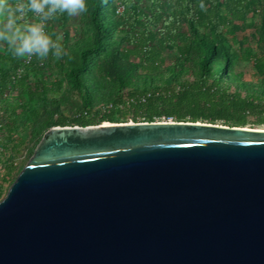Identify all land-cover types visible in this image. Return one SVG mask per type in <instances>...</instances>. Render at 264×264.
<instances>
[{"label": "water", "instance_id": "1", "mask_svg": "<svg viewBox=\"0 0 264 264\" xmlns=\"http://www.w3.org/2000/svg\"><path fill=\"white\" fill-rule=\"evenodd\" d=\"M0 264H264V130L51 128L0 202Z\"/></svg>", "mask_w": 264, "mask_h": 264}, {"label": "trees", "instance_id": "2", "mask_svg": "<svg viewBox=\"0 0 264 264\" xmlns=\"http://www.w3.org/2000/svg\"><path fill=\"white\" fill-rule=\"evenodd\" d=\"M87 3V13L47 24L62 36L60 60L27 63L0 45V199L25 167L17 162L24 149L30 160L54 127L174 120L248 128L251 114L264 126V0H203L206 10L201 0ZM249 30L258 32L250 34L257 52L241 48Z\"/></svg>", "mask_w": 264, "mask_h": 264}, {"label": "clouds", "instance_id": "3", "mask_svg": "<svg viewBox=\"0 0 264 264\" xmlns=\"http://www.w3.org/2000/svg\"><path fill=\"white\" fill-rule=\"evenodd\" d=\"M200 8L206 10L203 0ZM87 12V0H0V45H6L16 58L60 60L67 55L62 36L50 34L48 22L64 14L72 17Z\"/></svg>", "mask_w": 264, "mask_h": 264}, {"label": "rangeland", "instance_id": "4", "mask_svg": "<svg viewBox=\"0 0 264 264\" xmlns=\"http://www.w3.org/2000/svg\"><path fill=\"white\" fill-rule=\"evenodd\" d=\"M248 40H249V44L248 45H244V46H241L242 49H245L247 50L248 48H253L254 49V52H257L258 51V46H257V41L256 39H254V37H252V35L250 36L251 33H254V34H257L258 32L256 30L252 31V30H249L248 31ZM79 32L77 29H74L73 30V33H72V36L73 38H76L78 36ZM249 80L253 79V78H248ZM77 100V96H74L73 99L70 101V104L71 105H74L75 101ZM249 126L248 128L249 129H255V130H264V126L263 125H259V116L258 115H255V114H251L249 116ZM26 156V149H24V158H21L19 160H17L19 166H26L29 162V159L28 158H25ZM9 191V188L7 187L5 189V193L7 194V192ZM5 197V196H4ZM3 199V198H2ZM0 199V201L2 200Z\"/></svg>", "mask_w": 264, "mask_h": 264}, {"label": "built area", "instance_id": "5", "mask_svg": "<svg viewBox=\"0 0 264 264\" xmlns=\"http://www.w3.org/2000/svg\"><path fill=\"white\" fill-rule=\"evenodd\" d=\"M32 57L27 60V63H29V61H31ZM4 112L2 107L0 106V129L2 128V116H3ZM4 175V166L2 164H0V178L3 177Z\"/></svg>", "mask_w": 264, "mask_h": 264}]
</instances>
